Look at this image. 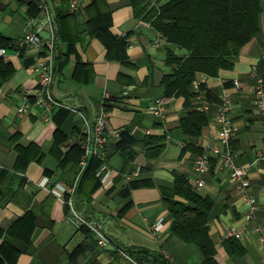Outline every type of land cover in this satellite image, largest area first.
Wrapping results in <instances>:
<instances>
[{"label": "crops", "instance_id": "crops-1", "mask_svg": "<svg viewBox=\"0 0 264 264\" xmlns=\"http://www.w3.org/2000/svg\"><path fill=\"white\" fill-rule=\"evenodd\" d=\"M30 1L0 0L4 39L25 37ZM47 1L64 63L51 87L55 102L51 121L45 122L42 110L34 106L40 90L34 67L42 52L0 48L7 53L0 64V264H201L198 251L170 232L167 200L174 198L175 175L185 176L199 196L214 202L210 237L220 263L263 264L264 160H255L264 155V133L251 71L264 57V14L262 31L242 49L234 68L204 81L205 89L213 93L209 99L203 92L209 121L193 138L180 127L194 110L185 107L182 98H171L164 120L149 111L164 97L162 79L171 72L165 64L167 51L179 56L185 51L169 45L138 16L146 0H89L73 14L66 12L69 0ZM226 93L231 99L229 116L237 128L231 149L236 165L249 167V194L257 204L250 223L245 220L244 196L226 172L217 171L215 161L201 176L194 169L199 151L220 146L215 118L220 97ZM106 94L111 98L107 107L102 104ZM25 104L31 109L18 114ZM102 109L109 118L107 170L101 176L97 173L102 186L90 195V203L77 191L78 207L89 210L86 230L77 229L66 220V203L50 188L60 180L72 186L81 179L79 154L71 153L65 160L66 153L85 117H95ZM148 138L161 141L148 145ZM156 146H162L161 154L148 158L147 152ZM124 148L133 154L128 161L121 152ZM198 178L203 186L196 189ZM44 179L49 183L43 188ZM92 185L83 184L84 195L90 194ZM95 224L108 239L106 248L98 245ZM243 226L246 233L238 240L245 254L231 257L223 246L224 236L231 227ZM131 251L147 252V261L136 259Z\"/></svg>", "mask_w": 264, "mask_h": 264}, {"label": "trees", "instance_id": "trees-1", "mask_svg": "<svg viewBox=\"0 0 264 264\" xmlns=\"http://www.w3.org/2000/svg\"><path fill=\"white\" fill-rule=\"evenodd\" d=\"M28 5L30 17L40 14L35 0H31ZM137 13L149 22L169 45L185 51L183 56L175 54L172 50L167 51L165 64L171 68V72L163 77L162 87L164 97L182 98L185 107L194 108L193 100L197 92L193 88V82L201 76L217 78L221 71L234 68L242 49L262 31L264 7L262 0H146ZM16 44L17 41L6 40L0 35V48L15 49ZM61 59L62 51H59L56 73L63 69L64 63ZM2 62L0 57V64ZM256 70L264 80L263 60L258 63ZM200 92H205L208 98L213 94L205 89L204 84L200 86ZM110 100L111 98L106 100L103 106L107 107ZM208 121L206 113L194 109L181 120L180 127L185 135L196 138L201 135V130ZM80 134L81 131L77 133L76 139ZM78 140L70 146L65 160L71 153H76L79 154L80 162L83 151ZM160 141L161 139L148 138L146 144L154 145ZM126 149L121 152L128 161L133 158V154ZM162 150V146L151 148L147 157L156 158ZM201 154L203 150L199 151V155ZM103 163L97 158H91L83 171L78 196L87 203L91 202L92 194L102 186L97 173ZM87 181H91L93 185L90 194L84 195L82 187ZM130 186H134V183ZM173 195V199L167 200L172 219L170 232L184 244L193 246L198 251L201 264H221L210 237L214 202L199 196L189 180L182 175L174 176ZM130 204L131 202L127 203L124 208ZM88 213L89 210L84 214ZM223 246L231 257L240 258L245 254L237 238L226 239ZM130 254L141 262L147 261V252L131 251Z\"/></svg>", "mask_w": 264, "mask_h": 264}, {"label": "built area", "instance_id": "built-area-1", "mask_svg": "<svg viewBox=\"0 0 264 264\" xmlns=\"http://www.w3.org/2000/svg\"><path fill=\"white\" fill-rule=\"evenodd\" d=\"M89 0H69L67 14L77 12L81 6ZM38 9L40 14L36 17H29L26 23L25 37L17 40L18 51L25 48H34L42 52V56L37 59L35 64V72L40 87L38 97L34 106L42 110L41 116L45 122L51 121V113L55 106V102L51 93V87L56 78V59L58 57L60 47H58L57 30L53 27L54 13L47 0H38ZM48 31L50 35L48 38L42 34ZM47 52V53H46ZM0 57L7 59L5 49L0 50ZM264 61V57L262 58ZM251 78L254 81V104L263 120V133H264V80L257 73L256 69L251 71ZM207 78L201 76L193 82V88L197 92L193 100V107L196 111L206 113L209 110V104L204 93L200 92V86ZM110 96L106 94L103 98L102 104L108 100ZM171 98H160L156 100L149 108L150 113L158 120H164L167 114V106ZM231 106V99L229 94H223L220 97V105L218 108L215 124L218 127V142L220 146H214L203 151V154L197 157L194 164L196 173L201 176L202 174L210 171L215 161V167L218 172H226L234 184L237 191H239L248 204V210L245 215L247 223L255 219L257 212L256 200L249 194L250 180H249V167L238 166L235 163V154L231 149V141L236 133V125L229 116ZM31 109V106L25 104L18 109V114H25ZM108 113L102 109L95 117H85L83 128L81 130L78 142L80 143L81 150L83 151L82 158L79 162L80 176L91 158H97L103 161V165L98 171L99 176L107 170V163L104 161V152L109 145L110 133L108 132L109 120ZM149 135L150 131H146ZM73 140L69 143L72 146L76 143ZM264 160V155L259 154L255 162ZM137 173L134 174L135 177ZM129 179V178H128ZM79 179L72 186L66 185L62 180L56 183L50 191L57 198L62 200L67 205L66 220L73 224L77 229H82L88 225L85 219V212L77 205V191ZM104 182V181H103ZM49 183L48 179H44L40 183V187H46ZM203 186V181L198 178L195 181V188ZM106 187V186H105ZM247 226V225H246ZM246 226L241 228L231 227L225 234L224 239L237 238L241 239L246 233ZM97 237L98 245L106 248L109 244L107 237L104 235L102 228L99 224L92 227ZM261 242L264 247V235L261 236ZM166 260L171 257L167 252H162ZM264 264V263H263Z\"/></svg>", "mask_w": 264, "mask_h": 264}, {"label": "rangeland", "instance_id": "rangeland-1", "mask_svg": "<svg viewBox=\"0 0 264 264\" xmlns=\"http://www.w3.org/2000/svg\"><path fill=\"white\" fill-rule=\"evenodd\" d=\"M193 247V246H192ZM194 248V247H193Z\"/></svg>", "mask_w": 264, "mask_h": 264}]
</instances>
